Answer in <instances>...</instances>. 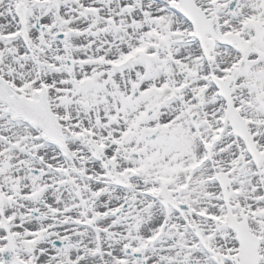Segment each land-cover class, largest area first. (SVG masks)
Here are the masks:
<instances>
[{
	"label": "snow or ice",
	"instance_id": "snow-or-ice-1",
	"mask_svg": "<svg viewBox=\"0 0 264 264\" xmlns=\"http://www.w3.org/2000/svg\"><path fill=\"white\" fill-rule=\"evenodd\" d=\"M0 264H264V0H0Z\"/></svg>",
	"mask_w": 264,
	"mask_h": 264
}]
</instances>
